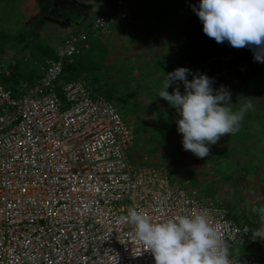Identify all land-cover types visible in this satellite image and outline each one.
Masks as SVG:
<instances>
[{
	"label": "built area",
	"instance_id": "1",
	"mask_svg": "<svg viewBox=\"0 0 264 264\" xmlns=\"http://www.w3.org/2000/svg\"><path fill=\"white\" fill-rule=\"evenodd\" d=\"M129 0L97 16L38 66L34 84L17 95L0 64V264H154L124 219L135 207L153 221L207 210L233 264H264L232 255L258 239L228 217L222 204L170 181L161 167L133 164L134 133L117 107L83 80L62 82L64 64L91 34L108 37L128 21Z\"/></svg>",
	"mask_w": 264,
	"mask_h": 264
},
{
	"label": "rangeland",
	"instance_id": "2",
	"mask_svg": "<svg viewBox=\"0 0 264 264\" xmlns=\"http://www.w3.org/2000/svg\"><path fill=\"white\" fill-rule=\"evenodd\" d=\"M101 1L94 3L93 0H0V36L6 37H2L1 43L7 42L4 62L10 63L13 60L22 73L37 71L38 66L34 64V60L41 59L35 52L37 44H49L55 49L59 48L67 34L80 30L84 24L102 15V7L110 9L114 0ZM198 2L199 0H158L157 4H151L148 8V15H151V22L146 24L148 27L161 31L163 27L179 25L178 32L170 37L171 44L165 47L157 43L151 52L152 55H149L145 47L136 45L152 42L147 39L152 31L145 27L140 32L135 30L133 44L129 42L128 37L105 39L104 41L112 46L110 58L108 56L111 69L102 71L107 80L99 86L90 77L85 78L84 82L95 94L105 91L113 93L114 99L123 98V102L117 103L116 107L134 133L135 144L133 149L128 151L133 164L161 167L171 177L177 176L180 170L186 168L189 173L195 175L199 183L198 191L206 192L207 185L213 183L214 195L220 197L218 201L224 206L227 205L232 214H235L232 207H236L238 215L246 212L252 222L248 226L257 224L254 227L259 229V215L252 210L264 205L263 119L256 115L243 117L240 130L234 134V138L227 143H221L230 151L229 158L224 161L210 162L207 156L198 158L185 152L173 154L177 143L179 145L182 139V135L176 131L175 121L179 116L163 98L158 97V92L162 87L164 74L176 68L184 67L194 75L205 74L211 77L214 89H221L223 86V90L229 92L231 85L243 84L250 92L249 98H245L240 104L237 101L232 103L229 97L233 111L239 110L247 103L253 105L254 114L263 110L259 97L264 78L250 75L248 69L241 64L238 54L245 47L234 48L228 45L227 41L218 44L206 36L202 28L192 26L198 17L191 6L198 5ZM82 17V22L75 24L76 19ZM158 18L160 20H155ZM70 20L72 22L69 23ZM22 34L24 39L17 40L16 37ZM20 42L25 46L17 47ZM156 54L159 58L152 62L150 57ZM186 79L191 81L192 76H187ZM177 85L183 94V84L179 81L170 85L166 91L171 94L172 88ZM97 88H100V92ZM229 136L231 135L225 134L222 137ZM219 142L220 139L217 143ZM259 241L261 242V239ZM244 254L252 259L259 256L257 252L253 253L250 247L233 246V256L241 257Z\"/></svg>",
	"mask_w": 264,
	"mask_h": 264
},
{
	"label": "clouds",
	"instance_id": "3",
	"mask_svg": "<svg viewBox=\"0 0 264 264\" xmlns=\"http://www.w3.org/2000/svg\"><path fill=\"white\" fill-rule=\"evenodd\" d=\"M202 23V32L216 43L227 41L234 48L249 47L256 62L264 63V0H199L191 6ZM187 76H192L191 81ZM179 81L183 84L166 91ZM213 80L205 74L194 75L179 67L164 74L158 97L174 109L179 118L176 131L182 135V149L198 158L208 156L211 145L225 134L234 135L253 105L247 103L233 111L230 93L214 89ZM261 227L255 231L264 240V205L253 208ZM132 226L134 237L146 246L154 264H233L228 245L214 227L207 210L153 221L135 207L127 209L124 218Z\"/></svg>",
	"mask_w": 264,
	"mask_h": 264
},
{
	"label": "trees",
	"instance_id": "4",
	"mask_svg": "<svg viewBox=\"0 0 264 264\" xmlns=\"http://www.w3.org/2000/svg\"><path fill=\"white\" fill-rule=\"evenodd\" d=\"M111 7L113 8V10L115 9L116 0H114ZM200 22L201 21L199 19H197L196 22L193 24V27L202 28V23H200ZM2 37L4 38L5 36L4 35L0 36V64L2 63V58L7 53L5 50L7 42L5 44L1 43ZM16 38H17V40L21 41L22 38L24 39V34L18 35ZM66 38H68V36L64 37L62 39L61 43H63V41ZM3 40H5V39H3ZM19 44H21V42ZM87 46L88 47L82 51L81 55H79L78 57H76L74 59V62L72 64H68L67 62L64 64L62 82L67 83V82L72 81V80H83V81H85V78L90 77L93 79V81L98 86L101 84V82L105 84V82L107 80L105 78L107 76H104L102 74V71L105 69H107V70L111 69V67L108 65V49H107V46L102 43V40L100 39L99 36H95L93 34H91L89 36L88 41H87ZM35 52L41 59L39 61L34 60V62H38L40 64H43L44 61H46L47 59H55L56 58V49L51 47V45H49V44H45V45L42 43L37 44V48H36ZM238 55H239V58L241 59V62H242L241 64L243 66H245V68L248 69L250 75L260 76V77L264 78V63L254 61L252 50L249 47H245V49L242 50ZM9 68H12L11 77L4 78L3 76H1V80H2L3 84L5 85V87L9 90H12L15 95H17L19 93V90L23 89L26 84H34L37 80L38 70L37 71H31L30 70L27 73H24V72L22 73L19 70L17 63L14 66L9 65ZM215 71L217 72L216 69H215ZM210 72H211V70H210ZM99 90H100V88L98 89V92H100ZM261 91L262 92H261V96L259 97V104L263 109L262 112L258 113V114H254L255 112L251 108L250 109L251 111L250 110L246 111L247 113H245L246 115H244L245 118L248 116L250 117V116L256 115L258 118H261L264 120V86H263ZM229 93H230L231 102L235 103L237 101V102H240V104H242V102L245 101L244 100L245 98H249V95H250V92L248 91V89H246V87L243 84L231 85L229 88ZM94 95L95 96H102V97L106 98L109 102H111L115 106L117 103L123 102L122 97H116L114 99L113 97H115V96H113L114 94L111 92L103 91L102 93H98V94L94 93ZM130 96H131V94H130ZM244 130L246 131L247 129H244ZM247 137H249V136H247ZM233 138H234V135H231L227 138L221 137L219 143L211 145L207 159L210 162H216L217 160L224 161L227 158H229V155H230L229 148L224 146V145H221V143L224 144L228 140H231ZM184 152L191 154L189 151H185L182 149L181 143L179 145L177 143V146L173 150V154H180V153H184ZM177 166H178V164H177ZM185 176H188V177H185ZM169 178L173 184L180 185L185 190H193V189L198 188L197 185L199 183H197L198 181L196 180L195 175L189 173V171L186 168L180 170V172H178L177 176L176 175H174L172 177L169 176ZM214 190H215V186L213 183H211V184L207 185L206 192H204V193L201 191L200 192L202 194H204L205 196L212 197L218 201V199L220 197L214 195ZM222 201H224V200L222 199ZM224 202H227V201L225 200ZM220 204H222V203H220ZM224 208L228 212V217L230 219H232L237 225L242 227V226H248L250 223H252L246 212H241L240 215H238L236 207H234V208L232 207V210L234 209V213H235V214H232L233 212L232 213L230 212V209L227 205L224 206ZM254 225L256 226L257 224H253V227L248 226L252 230L253 234L257 230V228L254 227ZM255 237L257 238L256 235H255ZM250 248H251V251L253 253L257 252L259 254V256L257 258L255 257L252 259L251 257H248V255L244 254L240 258L248 259V260H252V261H256L257 259H259V260L264 259V240H261V242H260L258 239V243L255 246H252ZM231 253H232V251H231Z\"/></svg>",
	"mask_w": 264,
	"mask_h": 264
},
{
	"label": "crops",
	"instance_id": "5",
	"mask_svg": "<svg viewBox=\"0 0 264 264\" xmlns=\"http://www.w3.org/2000/svg\"><path fill=\"white\" fill-rule=\"evenodd\" d=\"M157 3H158V0H129V3H128V10L130 13L129 20L125 21L123 23L115 24L112 27V33L108 37H100L99 36L100 39L102 40V43L105 45L107 44L106 46L108 49L109 58H110V54L112 52V49H111L112 46L110 47V45L104 41L105 39H109V40L113 39L114 40L115 38H117V39L124 38L125 39V37H128L129 42L132 43V39L135 37V33H134L135 30H137V32L138 31L140 32L141 29L144 27L146 29H150V31H152L151 35L147 36L148 37L147 39L152 40V42L148 41L149 43L143 42L142 43L143 45L141 43H138L136 45L139 46L140 48L145 47V49L148 50L147 53L149 55H152L151 52L155 48V46L158 45L157 43H159V46H165V47L168 46L169 44H171L170 37L175 36V33L178 32V30H179V25L175 24L172 26H168L166 28L163 27V29H161V31H158V28H155V27L150 28L146 25L147 22H151V15L150 16L148 15L149 14L148 8L150 7L151 4L153 5V4H157ZM105 9L106 8L102 7V10H103L102 15L110 13L113 11L112 7L110 9H106V10ZM152 19H154V18H152ZM155 20H160V19L158 18ZM155 20H152V21L154 22ZM84 25H86V24H84ZM174 27L176 29H174ZM78 31L71 32L70 34H67L66 36L69 37ZM162 43H165L166 45H164ZM159 55H161V54L159 53ZM159 55L156 54L155 56L154 55L151 56L150 57V58H152L151 61L152 62L157 61L159 58Z\"/></svg>",
	"mask_w": 264,
	"mask_h": 264
},
{
	"label": "flooded vegetation",
	"instance_id": "6",
	"mask_svg": "<svg viewBox=\"0 0 264 264\" xmlns=\"http://www.w3.org/2000/svg\"><path fill=\"white\" fill-rule=\"evenodd\" d=\"M78 1H81V0H78ZM83 1H86V0H83ZM94 1V3H96V2H100L101 0H93ZM107 0H103V1H101V2H106ZM114 1H112L111 3H113ZM25 46V44H23V42H21V44H19L17 47H24ZM5 56H6V54H5ZM4 56V57H5ZM4 57L2 58V63H6V62H4L5 60H4ZM12 62H13V60H12ZM7 63H9V62H7Z\"/></svg>",
	"mask_w": 264,
	"mask_h": 264
},
{
	"label": "water",
	"instance_id": "7",
	"mask_svg": "<svg viewBox=\"0 0 264 264\" xmlns=\"http://www.w3.org/2000/svg\"><path fill=\"white\" fill-rule=\"evenodd\" d=\"M63 3V2H62ZM68 18L70 17V16H67ZM79 19V18H78ZM78 19H76V22H75V24H79V22H82V19H83V17L82 18H80L79 20ZM72 20V19H71ZM69 21V23L70 22H72V21ZM78 20V21H77ZM71 24H73V23H71ZM83 24V23H82Z\"/></svg>",
	"mask_w": 264,
	"mask_h": 264
}]
</instances>
